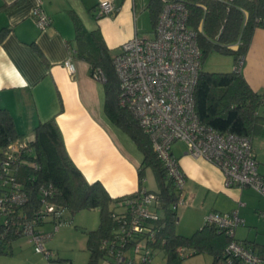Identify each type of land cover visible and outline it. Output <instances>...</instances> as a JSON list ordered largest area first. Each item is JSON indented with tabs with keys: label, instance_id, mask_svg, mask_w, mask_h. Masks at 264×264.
Segmentation results:
<instances>
[{
	"label": "crops",
	"instance_id": "obj_1",
	"mask_svg": "<svg viewBox=\"0 0 264 264\" xmlns=\"http://www.w3.org/2000/svg\"><path fill=\"white\" fill-rule=\"evenodd\" d=\"M101 1L40 0L51 18L48 27L40 30L31 15L36 0H0V108L12 115L18 133L26 139H33L38 122L55 117L65 148L85 179L101 182L112 198H118L137 191L141 158L119 141L105 118L101 82L89 74V63L75 56L73 22L78 19L87 30L98 27L114 53L138 34L137 22L145 10L150 21L149 0H111L116 12L98 17ZM254 30L241 73L251 89L258 91L264 89V29ZM71 56L75 70L70 73L65 60ZM171 151L184 174L183 203L176 213L182 206L185 227L200 229L211 211L237 209L243 223L236 228L235 239L264 255V197L251 188H225L219 168L189 155L181 142H173ZM256 158L259 170H264L257 154ZM24 243L30 244L20 242ZM13 253L12 248V254L0 255V264H13L18 258Z\"/></svg>",
	"mask_w": 264,
	"mask_h": 264
},
{
	"label": "trees",
	"instance_id": "obj_2",
	"mask_svg": "<svg viewBox=\"0 0 264 264\" xmlns=\"http://www.w3.org/2000/svg\"><path fill=\"white\" fill-rule=\"evenodd\" d=\"M185 2L189 11L188 26L198 32L197 44L201 51L202 63L207 54L218 52L233 56L235 66L241 57H245L254 29H264V0H185ZM160 8V0H149L147 10L152 31ZM200 24L201 31H198ZM73 25L75 56L89 63V74L92 77L96 71L104 75V80L100 82L106 91L102 104L105 118L114 129L129 135L141 153L137 192L145 190L142 179L144 168L148 166L153 169L160 183V191L155 193L159 196L161 219L151 222L153 228L157 230L149 245L153 258L154 252L158 250L165 254V261L162 264H182L186 259L178 253V249L182 247L192 251L193 254L190 256L209 254L210 264H242L232 253L225 250L228 244L235 240L253 250L262 263L264 255L261 256L252 245L235 239L234 236L230 237L225 229L215 227L213 224L204 223L200 229L188 236L177 232L176 204L182 192L168 180L166 169L155 155L149 136L142 131L135 117L118 104L120 89L112 65L113 56L118 51L111 52L98 27L87 30L75 18ZM229 45L237 47L234 49ZM193 94L197 118L205 127L219 133H234L250 139L264 134L262 114L264 89L253 91L236 67L230 72H210L202 69ZM15 140H23L28 146V151L21 155L28 163L15 169L17 180L28 199L27 203L19 207L21 214L31 216L39 211L42 203L41 188L51 185L52 192L47 198L71 214L81 210H97L98 226L86 231L85 245L89 257L86 264H102L105 257L99 243L102 238L111 236L117 227L116 221L112 220V214L120 208L119 203L133 194L112 198L101 182L86 180L65 148L64 138L55 117L38 122L33 131V139H26L21 138L18 133L12 115L6 109L0 108V153ZM32 163L37 167H33ZM4 190L5 187H0V195ZM7 218L9 217L0 213V255L12 254L11 244L22 237V232L17 226L3 223ZM149 264H154L153 259Z\"/></svg>",
	"mask_w": 264,
	"mask_h": 264
},
{
	"label": "built area",
	"instance_id": "obj_3",
	"mask_svg": "<svg viewBox=\"0 0 264 264\" xmlns=\"http://www.w3.org/2000/svg\"><path fill=\"white\" fill-rule=\"evenodd\" d=\"M160 1L161 8L152 35L134 34L118 46L119 50L113 56V70L120 89L119 106L127 109L149 136L155 155L166 169L168 180L179 192L184 188L185 180L171 151L176 141L185 144L186 152L192 157L203 158L217 166L225 188H251L264 197V170H259L252 140L234 133H219L202 125L197 118L193 92L202 70V57L197 44L198 32L188 26L189 11L185 0ZM36 2L31 15L35 25L44 30L51 23V18L42 9L40 0ZM96 12L101 17L116 11L111 0H104L98 4ZM198 31H201V24ZM72 59L71 56L65 60L70 73L75 70ZM242 64L243 57L234 67L241 71ZM93 79L103 81L104 75L96 71ZM26 151L28 146L23 140L12 141L1 150L0 187H5V190L0 195V213L10 218L4 219L3 223L17 226L35 252L43 255L50 264L52 254L45 244L54 234L40 229L41 222L51 223L56 230L68 222L63 219L67 209L47 198L52 192L51 185L41 188L39 211L31 216L21 214L19 207L28 199L17 180L15 169L28 163L21 157ZM31 165L37 167L35 163ZM182 203L179 196L176 205ZM118 206L121 210L112 214L117 227L111 236L102 238L99 243L105 257L102 264L151 263L153 255L149 245L157 231L151 222L161 219L158 194L151 190L139 191L125 197ZM204 223L225 229L227 235L233 237L243 219L237 209L224 213L211 211L205 215ZM225 250L242 264H261L258 255L242 242L232 240ZM178 253L185 258L193 254L182 247Z\"/></svg>",
	"mask_w": 264,
	"mask_h": 264
},
{
	"label": "rangeland",
	"instance_id": "obj_4",
	"mask_svg": "<svg viewBox=\"0 0 264 264\" xmlns=\"http://www.w3.org/2000/svg\"><path fill=\"white\" fill-rule=\"evenodd\" d=\"M138 23V35L147 34L151 36L152 24L148 20V14L145 10L141 13ZM234 59L231 55H223L220 53H209L205 56V59L202 63L203 71L210 72H230L234 69ZM100 85V96L102 102L105 100V87L102 83ZM262 114H264V108H262ZM115 133L119 137V141L136 157L142 158L137 145L134 144L132 139L126 133L120 132L117 129H114ZM252 142L253 150L257 154L258 159L261 161V164H264V136H257L253 139ZM143 187L145 190L159 192L160 183L157 180V177L149 166L144 168L143 173ZM137 192V191H136ZM134 192V193H136ZM132 193V194H134ZM121 208H117L116 211H120ZM182 211V206H179L177 210L178 220L175 224V229L177 232H180L185 235H190L197 228L195 226L185 227L187 221L182 220L180 213ZM161 215V211L159 210ZM64 219L68 222L61 225L58 229L54 230V225L51 223H44L40 226V229L46 232H53V237L46 242L47 249H50L53 259L50 264H86L88 260V252L86 250V231L94 229L99 224V214L97 210H81L76 214H71L68 210L64 213ZM182 228L180 229L179 227ZM185 229V231H184ZM54 230V231H53ZM26 242L27 237L22 236L17 241L12 243V248L14 250L15 256L18 255V258L15 259L13 264H48V261L43 257V255L35 252L32 244H20L23 241ZM153 263L162 264L165 261V254L162 251L154 252ZM211 256L207 253H201L199 255H193L189 258H186L182 264H210ZM140 264H149V263H140Z\"/></svg>",
	"mask_w": 264,
	"mask_h": 264
}]
</instances>
